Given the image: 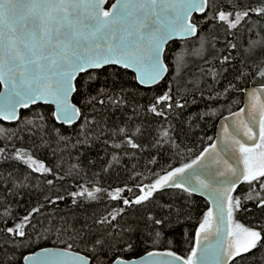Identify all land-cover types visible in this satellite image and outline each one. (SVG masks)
Wrapping results in <instances>:
<instances>
[{
    "label": "snow or ice",
    "instance_id": "1",
    "mask_svg": "<svg viewBox=\"0 0 264 264\" xmlns=\"http://www.w3.org/2000/svg\"><path fill=\"white\" fill-rule=\"evenodd\" d=\"M189 43L198 56L219 53L204 60L210 89L235 73L222 90L184 80ZM261 47L264 0H0L3 200L43 185L48 193L22 217L0 203V264H264V57L253 59ZM232 93L244 97L238 112ZM204 100L230 116L215 142L207 136L185 158L194 152L185 125L217 114L186 117ZM97 148L110 159L90 158ZM141 154L150 175L133 172L137 191L64 188L97 160L108 172ZM165 155L186 162L148 167ZM197 196L208 205L199 215Z\"/></svg>",
    "mask_w": 264,
    "mask_h": 264
},
{
    "label": "trees",
    "instance_id": "2",
    "mask_svg": "<svg viewBox=\"0 0 264 264\" xmlns=\"http://www.w3.org/2000/svg\"><path fill=\"white\" fill-rule=\"evenodd\" d=\"M251 3H257L258 0H249ZM198 47V45H194L189 43L185 60H186V68L183 72V78L184 80H194V81H200L203 79V90L206 94L209 93V91L213 90H222L228 83V80H231L235 73L229 72L227 74L226 78L218 77L219 83L214 84L212 86V89L209 88V84L211 83L210 80V74L208 72L209 68H212L213 65H209L204 63L205 59H212L214 56L219 55V53L216 52H209L205 54L204 57L198 56L194 49ZM180 49H177L179 51ZM261 57H264V47H261L258 49V52L256 56L253 57V59H259ZM216 67H219L218 61L216 62ZM233 97L240 102L238 104H232L231 105V111L238 110L243 105V95L239 93H232ZM197 99L199 100L200 97L197 96ZM206 105L208 107H206ZM209 109H216L217 114L215 116H211L208 118H205L204 120H194L193 121V128L188 129L185 125V130L187 132V139L185 140V146L187 148L194 149L193 153H188L187 151H184L183 155L185 158H189L193 156L194 154H198L200 149L209 143L207 141V136H212L214 138L216 126L218 121L225 115L230 114L228 109L226 107H222L221 104H217L214 101L204 100L202 103H198L196 105L191 106L188 108L187 113L185 114L186 117L191 114L195 115L197 112L202 111H208ZM118 115V114H117ZM123 117H121L122 119ZM203 136L204 140H200L199 138ZM17 147H23V148H29L31 146L30 142H21V141H14L13 142ZM5 144V141L0 140V147H3ZM97 152H99V155L102 157H105V159H110V156H105L104 151L101 148L93 149L90 152H88V156L90 158H96ZM34 155L37 156L38 159L42 160L46 165L51 166V160L50 158H46L42 153H34ZM67 160V157H65ZM146 157L141 154V158L139 162H137L135 159H129L127 156H125L121 161L120 164L114 166L112 169H110L108 172H102L101 168L103 167L100 160H97V165L94 169L87 168L85 169L87 171V175H84L83 172H81L80 177H77L76 179L69 178L64 182V188L73 191L77 190L75 187H73L75 184L80 183L83 184L85 187L89 188H95L97 186L103 187L105 189H109V185H111V189H114L116 187H124L127 185L128 187H132L133 191H137L135 188V184L137 183V180L142 179V177H137L136 180L129 179L130 176L133 175L134 171H142L145 173V175H150V173L143 167L145 163ZM73 163H75V159L72 160ZM186 162V160H181V157H172L169 158L168 155H165L163 160H161L160 164L158 165H149V168H154L155 171L160 172L161 167H167V163H171L173 166L178 167L180 163ZM136 164V168L133 169L132 165ZM94 172H99V176H95ZM6 176L7 174L4 173ZM39 174H33V176L38 177ZM4 178L3 176H0V203H10L12 207L15 209V212L18 216L22 217L24 214H26V211L30 208L36 206L38 203L44 201V196L47 193V186L43 185L41 186L44 190L41 191L39 189H25L20 192L19 195L15 196H8V199L6 201L3 200V185H4ZM37 180H33V184L38 183ZM144 183H147V180L143 181ZM60 181H56V185H60ZM110 189V190H111ZM61 194H64L67 196V191L61 192ZM126 195H131V193H126ZM196 200V207L198 209L197 214H201L203 211L207 210V203L206 201L201 197H195ZM70 200V198H69ZM104 202H107V197H104ZM54 206H49L45 209H42V211L45 212H51L53 211ZM249 207H253V211L259 215V210L255 209L254 206L249 203ZM60 209L65 208V204L62 202L59 205ZM97 211H103V204L96 205ZM3 208L0 207V211H2ZM39 218V217H38ZM253 220V215L251 213L245 215L240 214V222L244 224H250ZM190 235H194L193 228L188 229ZM187 244H183L181 246V251L187 250Z\"/></svg>",
    "mask_w": 264,
    "mask_h": 264
},
{
    "label": "water",
    "instance_id": "3",
    "mask_svg": "<svg viewBox=\"0 0 264 264\" xmlns=\"http://www.w3.org/2000/svg\"><path fill=\"white\" fill-rule=\"evenodd\" d=\"M242 107H244V97H243V105H242ZM242 107H241V108H242ZM239 109H240V108H239ZM239 109L236 110V111H234V112H238ZM228 116H230V114L223 116V117L218 121L217 126H216V131H215V136H214V140H213V142H215V139H216V138L219 136V134H220L221 124H222L224 118H225V117H228ZM178 167H179V166H178ZM198 197H200V196H198ZM201 198H203V197H201ZM203 199H204V198H203Z\"/></svg>",
    "mask_w": 264,
    "mask_h": 264
},
{
    "label": "rangeland",
    "instance_id": "4",
    "mask_svg": "<svg viewBox=\"0 0 264 264\" xmlns=\"http://www.w3.org/2000/svg\"><path fill=\"white\" fill-rule=\"evenodd\" d=\"M238 219L240 220V215L238 216Z\"/></svg>",
    "mask_w": 264,
    "mask_h": 264
}]
</instances>
